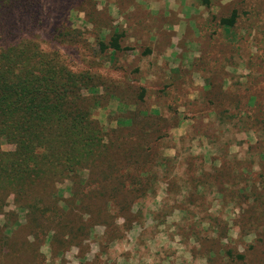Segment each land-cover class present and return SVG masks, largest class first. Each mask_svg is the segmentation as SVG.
Listing matches in <instances>:
<instances>
[{"label": "rangeland", "instance_id": "1", "mask_svg": "<svg viewBox=\"0 0 264 264\" xmlns=\"http://www.w3.org/2000/svg\"><path fill=\"white\" fill-rule=\"evenodd\" d=\"M4 11L0 53L84 75L102 147L68 176L0 179V264H264V0Z\"/></svg>", "mask_w": 264, "mask_h": 264}, {"label": "trees", "instance_id": "2", "mask_svg": "<svg viewBox=\"0 0 264 264\" xmlns=\"http://www.w3.org/2000/svg\"><path fill=\"white\" fill-rule=\"evenodd\" d=\"M19 1L0 0V16ZM85 79L34 46L0 53V147L15 146L13 153L0 151V179L20 184L87 166L102 147V131L82 97Z\"/></svg>", "mask_w": 264, "mask_h": 264}, {"label": "crops", "instance_id": "3", "mask_svg": "<svg viewBox=\"0 0 264 264\" xmlns=\"http://www.w3.org/2000/svg\"><path fill=\"white\" fill-rule=\"evenodd\" d=\"M96 233L97 234H99V235H103V234H100L98 231H96ZM133 239V238H132ZM112 245H113V243H112ZM114 247V245L112 246V248Z\"/></svg>", "mask_w": 264, "mask_h": 264}]
</instances>
